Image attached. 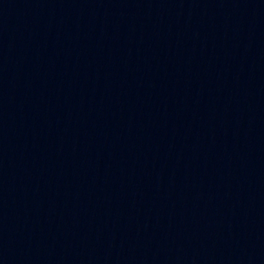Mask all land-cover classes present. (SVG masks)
Returning <instances> with one entry per match:
<instances>
[{"label":"water","instance_id":"95a60500","mask_svg":"<svg viewBox=\"0 0 264 264\" xmlns=\"http://www.w3.org/2000/svg\"><path fill=\"white\" fill-rule=\"evenodd\" d=\"M0 264H264V0H0Z\"/></svg>","mask_w":264,"mask_h":264}]
</instances>
